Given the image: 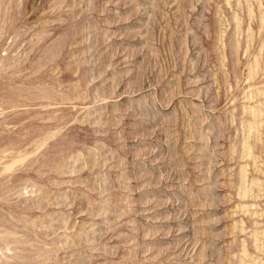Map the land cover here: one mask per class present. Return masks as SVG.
<instances>
[{
    "label": "rangeland",
    "instance_id": "374dc122",
    "mask_svg": "<svg viewBox=\"0 0 264 264\" xmlns=\"http://www.w3.org/2000/svg\"><path fill=\"white\" fill-rule=\"evenodd\" d=\"M0 264H264V0H0Z\"/></svg>",
    "mask_w": 264,
    "mask_h": 264
}]
</instances>
